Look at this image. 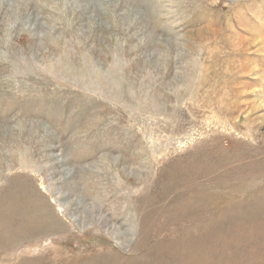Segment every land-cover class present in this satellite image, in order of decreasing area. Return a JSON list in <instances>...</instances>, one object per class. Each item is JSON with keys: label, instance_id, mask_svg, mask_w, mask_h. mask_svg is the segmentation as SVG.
Returning a JSON list of instances; mask_svg holds the SVG:
<instances>
[{"label": "rangeland", "instance_id": "obj_1", "mask_svg": "<svg viewBox=\"0 0 264 264\" xmlns=\"http://www.w3.org/2000/svg\"><path fill=\"white\" fill-rule=\"evenodd\" d=\"M0 194V264H264V0H0Z\"/></svg>", "mask_w": 264, "mask_h": 264}, {"label": "bare ground", "instance_id": "obj_2", "mask_svg": "<svg viewBox=\"0 0 264 264\" xmlns=\"http://www.w3.org/2000/svg\"><path fill=\"white\" fill-rule=\"evenodd\" d=\"M70 11V10H69ZM125 161V160H124ZM123 163V162H122ZM8 181V183L9 184H11V185H16V183H12V182H9V180H7ZM11 181H14L13 179L11 180ZM19 182V181H18ZM20 188V187H19ZM7 190V189H6ZM8 191L9 190H7V191H5V193H8ZM35 194H37V193H35ZM7 196V195H6ZM5 196V197H6ZM1 194H0V201H1ZM9 197H11V196H9ZM13 197H16L15 199H17L20 203L22 202V203H29V199H28V197L25 195V194H22V193H19L17 196H13ZM39 197H41V196H39ZM39 197H37V198H39ZM35 200V199H34ZM11 202V201H10ZM12 203H13V201H12ZM23 207V206H22ZM78 208V207H77ZM14 210H15V214H14V218L15 219H13V220H18L19 221V219H21V217L22 216H20L19 217V215H23V213H26V210L25 209H23V208H14ZM2 215V214H1ZM9 221V220H8ZM9 223H11V221L9 222ZM10 226H11V224H9V228H10ZM42 227V226H41ZM28 229H29V226H28ZM36 229H40V228H36ZM36 229H34V230H36ZM22 230V229H21ZM26 230V229H25ZM10 231V230H9ZM29 231V230H28ZM16 232V231H15ZM26 232V231H25ZM29 232H31V231H29ZM12 233V232H11ZM24 233V232H23ZM13 234V233H12ZM133 234V233H132ZM34 235V234H33ZM25 234H23V235H17V234H15V236H14V239H18L19 240V238H25ZM127 243H128V241H127ZM6 246H8V245H6Z\"/></svg>", "mask_w": 264, "mask_h": 264}]
</instances>
